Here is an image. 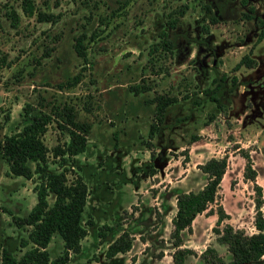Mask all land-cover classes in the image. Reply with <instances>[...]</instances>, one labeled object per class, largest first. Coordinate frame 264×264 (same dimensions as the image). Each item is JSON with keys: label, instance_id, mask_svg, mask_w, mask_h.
Here are the masks:
<instances>
[{"label": "rangeland", "instance_id": "rangeland-1", "mask_svg": "<svg viewBox=\"0 0 264 264\" xmlns=\"http://www.w3.org/2000/svg\"><path fill=\"white\" fill-rule=\"evenodd\" d=\"M22 1L0 0V140L19 132L29 114L44 113L50 120L39 139L51 163L52 149L68 141L66 129L58 126L65 124L66 112L73 121L91 126L88 152L80 156L85 162L81 164L98 172L96 181L100 172L105 175L101 174V182L92 180L93 193L97 183L96 193L101 198L111 194L109 199L116 203L121 192L116 187L121 183V188H128L122 190L128 200L121 196L118 203L126 215L120 207L114 216L120 214L122 222L127 220L130 204L139 206L124 225L132 226L135 239L130 251L119 255L121 264H130L131 256L135 257L132 264H174L169 232L175 192L199 189L205 176L196 165L209 157H224L225 170L214 201L194 217L180 248L193 252L184 257L183 264H211L208 254L214 260H229L226 245L217 241L225 226L249 235L255 231L257 212L264 218V39L255 42L261 28L255 17L264 19V0H247L255 7L251 20L242 14L247 3L211 0L220 9L219 21L214 24L202 8L210 0H30L35 7L31 16L24 14ZM38 10L51 14V20L37 21ZM180 10L184 11L181 16ZM13 14L17 19H11ZM173 18L177 21L170 28L166 20ZM161 29L167 33L170 50L159 46ZM80 36L84 60L73 49ZM152 46L154 51H150ZM246 53L254 60L253 68L233 71ZM222 72L227 75L225 92L232 74L243 83L239 81L235 90L228 92L230 101L221 98L224 108L219 111L211 103L194 106L191 100L202 98L200 91L212 87ZM133 86L147 89L134 95ZM157 95L191 98L168 107L159 137L149 140L148 124L155 118L150 101ZM27 106L31 109L25 115ZM112 133L118 138L115 148ZM191 135L197 139L190 141ZM150 153L163 158L161 165L152 162L156 168L153 175L148 167ZM247 160L254 179L244 176ZM7 168L0 160V249L14 248L20 255L23 248L18 251V240L30 227H15L10 215L23 216L31 209L36 201L33 186L39 178L37 174L29 180L16 177ZM75 174L76 169H69L67 182ZM108 178L113 191L102 188ZM253 185L260 187L258 206ZM53 199L48 194L47 204ZM153 207L161 213L160 221ZM218 207L227 217L216 223ZM210 209L212 213L207 215ZM85 243L91 244V249L80 261L102 262L99 253L103 245L83 240ZM48 250L50 256L60 252L57 236L51 238ZM262 259L264 255L254 264H261ZM71 261L80 262L79 258Z\"/></svg>", "mask_w": 264, "mask_h": 264}, {"label": "trees", "instance_id": "trees-1", "mask_svg": "<svg viewBox=\"0 0 264 264\" xmlns=\"http://www.w3.org/2000/svg\"><path fill=\"white\" fill-rule=\"evenodd\" d=\"M232 1V0H230ZM212 2V4H211ZM240 4L247 3L246 10L242 12L245 19H254V9L252 4H248L247 0H239ZM219 6L214 5L210 0L205 2L202 7L204 12L208 15L207 19L210 24L219 21L218 15L220 12ZM22 10L25 15L31 16L34 14L35 7L30 0L22 1ZM184 11L180 10L179 15H183ZM218 14V15H217ZM13 16V17H12ZM11 19L15 20L17 17L13 14ZM37 21L51 20V14H45L41 11H36ZM255 20L261 26L256 36L255 42L258 43L264 39V19L255 17ZM176 18L167 19L166 23L170 28L174 27ZM203 30H206L203 28ZM159 46L162 49H169L171 43L167 38V33L164 29L158 32ZM158 46V45H157ZM154 46L150 51H154ZM75 54L81 59H85V47L82 44V36L77 37L73 44ZM254 63L250 54L246 53L234 64L233 71L240 68L252 69ZM225 79L227 75L220 73L217 79L213 80L212 87H205L200 91L203 94L202 98L195 96L191 103L200 108L201 106L213 105L214 109L220 110L224 108V103L221 98H227L230 93L237 87L240 79L237 75L232 74L229 78V86L227 91H224ZM251 83V82H250ZM240 84L242 85L243 83ZM255 84V83H254ZM253 84V85H254ZM244 87L246 85H243ZM132 94L137 95L139 92L147 89L146 87L133 86L131 87ZM206 97V98H205ZM191 97L183 95L180 99L176 96L157 95L151 99L153 103V116L155 117L149 124L147 138L158 136L160 132V125L162 124L165 111L168 107L176 105L179 100H186ZM227 103L230 99H226ZM211 103V104H210ZM30 106L24 108V114H28L27 110ZM61 116L60 112H57ZM57 116V117H58ZM125 117V116H124ZM123 117V118H124ZM212 117V114L209 115ZM122 118V120H123ZM50 117L44 113L29 114V121L23 124L21 130L16 134L4 136L0 140V160L6 162L8 165L7 171L14 176H21L27 180L31 179L34 174L38 175L39 181L34 184L33 190L35 192L36 201L31 209L23 216L10 215L15 227L28 228L26 234L19 238L17 246L18 251H22L20 255L14 253V248L2 246L0 249V264H73L71 258L81 259V255H86L90 252L91 244H82L83 240L103 245V250L100 251L101 261L97 264H121L119 255H123L132 248L133 240L135 239L132 226H124L128 219H132V214L138 212L139 206L130 204L131 211L127 214V220L123 222L119 218H114L117 209H122L119 203L121 196L123 200L127 201V195L123 194L124 190L128 188H121V183L116 187L121 190L120 198L111 201L110 196H101L96 193L99 190V185L95 187L96 192L93 193V188L90 186L92 180L98 175L94 169L90 171L83 167L84 160L80 156L88 152L87 135L91 126L89 124L79 123L72 120L70 113L66 112L64 123L70 125L66 128L63 124H58L62 129H66L68 141L61 146H55L52 149V162L47 161L46 148L39 139V135L45 131V127L49 122ZM181 120V119H178ZM112 148L117 145L118 138L115 133H112ZM159 137V136H158ZM141 138V137H140ZM137 137V140L140 139ZM148 139L144 140L149 145ZM197 139L196 136L191 135L190 141ZM136 140V141H137ZM143 140L140 139V143ZM135 143V141H133ZM133 145V144H132ZM162 147L159 149L161 151ZM187 158L186 150L182 152ZM158 155V154H157ZM246 159L247 156H245ZM57 159V160H56ZM150 163H148L149 174L153 175L156 172L155 164H162L163 158L157 159L153 153L149 154ZM33 163V166L31 164ZM54 164V166H53ZM97 165H101L98 161ZM132 167H135L131 163ZM53 166V168H52ZM201 173L205 176L204 183L197 190L182 189L177 190L174 195V214L170 218V232L169 240L172 248H174L171 258L174 264H183L184 257L193 254L189 248H180L183 235L190 233L191 222L197 214L202 213L208 207V204L214 201L215 190L225 170V158L209 157L202 163L196 165ZM69 169H76L74 179L67 182L66 173ZM102 172H100L99 181L101 182ZM104 175V174H103ZM105 176V175H104ZM244 176L254 179L255 172L250 168L247 160L244 169ZM134 178V177H133ZM127 179V178H126ZM136 179V178H134ZM111 178L103 181V187L113 191ZM134 181V180H133ZM132 181L133 187L136 185ZM122 183L124 180L122 179ZM124 187V186H123ZM257 195L256 205L258 206L260 200V187L253 185ZM123 190V191H122ZM52 194L54 199L51 205L47 204L46 196ZM93 194V195H92ZM112 198V197H111ZM141 208V207H140ZM122 213H126L122 209ZM154 216L157 220L161 218V213L156 207H153ZM5 211V210H4ZM9 212V211H7ZM211 209L208 210L207 215L211 214ZM126 215V214H124ZM223 217H227L223 210L217 208V217L215 222L218 223ZM119 219V220H118ZM160 221V220H159ZM253 226L255 231L248 234H242L239 231H233L230 227L225 226L222 232L217 237V241L225 244L230 258L226 262L220 260L209 259L211 264H254L264 255V218L259 212L253 219ZM156 227V224L153 225ZM215 231H217L215 229ZM57 236L61 242V250L54 256H50L48 244L53 236ZM139 239H144V236H139ZM147 249V248H146ZM212 253V250H208ZM82 255V256H83ZM161 253L159 254V256ZM95 259V258H94ZM213 259V260H212ZM82 260V259H81ZM97 260V259H95ZM220 261V262H219ZM264 264V259L261 260ZM135 262V257H130V264ZM77 264H83L80 261Z\"/></svg>", "mask_w": 264, "mask_h": 264}, {"label": "crops", "instance_id": "crops-1", "mask_svg": "<svg viewBox=\"0 0 264 264\" xmlns=\"http://www.w3.org/2000/svg\"><path fill=\"white\" fill-rule=\"evenodd\" d=\"M240 88L242 87V86H239Z\"/></svg>", "mask_w": 264, "mask_h": 264}]
</instances>
